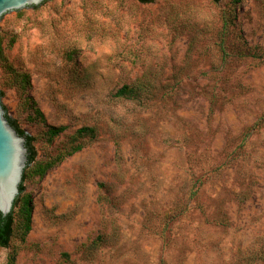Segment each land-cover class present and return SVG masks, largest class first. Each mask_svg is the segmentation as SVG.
<instances>
[{
	"label": "rangeland",
	"instance_id": "1",
	"mask_svg": "<svg viewBox=\"0 0 264 264\" xmlns=\"http://www.w3.org/2000/svg\"><path fill=\"white\" fill-rule=\"evenodd\" d=\"M0 92L33 138L28 172L97 132L29 176L32 229L0 264H264V0L30 7L4 21Z\"/></svg>",
	"mask_w": 264,
	"mask_h": 264
},
{
	"label": "trees",
	"instance_id": "2",
	"mask_svg": "<svg viewBox=\"0 0 264 264\" xmlns=\"http://www.w3.org/2000/svg\"><path fill=\"white\" fill-rule=\"evenodd\" d=\"M142 3H152L156 0H139ZM214 3H218L221 0H212ZM234 17H231L229 14L224 13L222 15V34L223 37L221 41L219 42V51L221 52L222 58L224 62H229V57H231L230 51L234 48H230L228 46V40L226 37L228 36L231 28L233 25H235ZM231 45V44H230ZM240 56V55H239ZM238 56V57H239ZM237 57V58H238ZM143 90L138 88L137 86L133 85H125L121 89H119L116 93V95L120 98H126V99H134V100H140L141 99V92ZM2 94V93H1ZM218 98V93L215 92V89H213V92L211 94V101L212 103H215ZM37 116L44 121L45 117L41 111V109L36 108L35 109ZM7 118L9 119L10 123L17 129L20 135L26 137V146L29 149V156H28V164L32 162L35 159V153L34 148L32 145L33 138L28 135L23 129L19 127L17 122L10 117H8L6 113ZM65 126H49L48 129V135L51 140H53L56 136L61 134L65 130ZM78 138H76L55 160H51L49 162L45 163H39L37 164L33 170H30L29 172L24 171L23 180L20 184V193L17 196L14 207L12 212L4 217L0 213V247L7 248L12 244V241L16 235H18L22 241L26 240L27 235L32 229V215H33V200L32 196L30 194H24L22 193L25 191L24 181L31 175H39L44 176L45 173L55 166L56 164L60 163L62 160H64L66 157H69L76 152L82 150L85 147V144L81 141H78L80 137L89 136L91 138H95L97 136L96 129L94 127H83L80 128L77 131ZM16 207V210H15ZM16 259V253L11 254L10 261L13 263Z\"/></svg>",
	"mask_w": 264,
	"mask_h": 264
},
{
	"label": "water",
	"instance_id": "3",
	"mask_svg": "<svg viewBox=\"0 0 264 264\" xmlns=\"http://www.w3.org/2000/svg\"><path fill=\"white\" fill-rule=\"evenodd\" d=\"M63 0H0V35L4 21L23 16L32 7L42 10L49 2ZM6 102L0 92V213L6 217L20 193L24 171H27L29 149L26 137L10 123ZM29 177L24 181V185ZM16 209V207H15Z\"/></svg>",
	"mask_w": 264,
	"mask_h": 264
}]
</instances>
